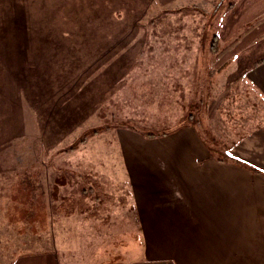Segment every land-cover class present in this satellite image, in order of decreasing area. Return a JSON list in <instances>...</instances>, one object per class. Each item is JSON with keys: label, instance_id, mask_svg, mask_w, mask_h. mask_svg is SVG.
<instances>
[{"label": "rangeland", "instance_id": "rangeland-1", "mask_svg": "<svg viewBox=\"0 0 264 264\" xmlns=\"http://www.w3.org/2000/svg\"><path fill=\"white\" fill-rule=\"evenodd\" d=\"M1 1L35 15V84L18 88L23 128L0 150V209L24 246H2V262L21 252L62 263L138 259L134 194L158 196L162 160H199L194 142L255 171L234 148L264 127V101L244 74L230 73L242 36L261 27L255 7L241 14L239 0ZM181 129L186 148L164 137Z\"/></svg>", "mask_w": 264, "mask_h": 264}, {"label": "crops", "instance_id": "crops-1", "mask_svg": "<svg viewBox=\"0 0 264 264\" xmlns=\"http://www.w3.org/2000/svg\"><path fill=\"white\" fill-rule=\"evenodd\" d=\"M239 3L243 6L241 14L249 5L255 7L254 16L261 27L243 35L245 43L234 47V68L230 73L244 74L264 101V0ZM13 5L17 6L0 0V150L23 128V108L18 107V102H23L25 93L18 88L24 86V81L33 80L35 84V15L11 10L9 6ZM181 131L164 137L184 140L186 148L189 142ZM249 135L235 146L234 152L263 173L215 160L202 141L194 142L197 161L176 159L174 165L173 160L165 159L164 167L162 160L163 191L150 196L152 199L145 193L137 200L134 194L132 211L137 215L136 230L140 231L144 252L127 264H264V127ZM176 143L178 149L179 142ZM2 170L0 165V182L7 179L2 177ZM6 214L7 209L1 208L0 248L8 242L23 247V233L17 237L13 229H7L12 221L8 222ZM16 254L10 262H2L0 257V264H105L100 260L62 263L52 253Z\"/></svg>", "mask_w": 264, "mask_h": 264}, {"label": "trees", "instance_id": "trees-1", "mask_svg": "<svg viewBox=\"0 0 264 264\" xmlns=\"http://www.w3.org/2000/svg\"><path fill=\"white\" fill-rule=\"evenodd\" d=\"M148 137H152L153 135H155V134H153V133H148V134H146ZM209 150L211 151L212 150V147H210L209 146ZM226 158H228V159H226ZM225 158V156L224 157H217L216 159L217 160H219V161H226V160H232L233 158L232 157H230V155H227V157ZM234 161V160H233ZM235 161H237V160H235ZM242 162V161H241ZM244 163V162H243ZM255 171L256 172H261V173H263V171H261L260 169H255ZM21 185H23V187L25 188L26 186L28 187V186H30L31 185V182H30V180H29V178L28 177H26V178H23L22 180H21Z\"/></svg>", "mask_w": 264, "mask_h": 264}]
</instances>
